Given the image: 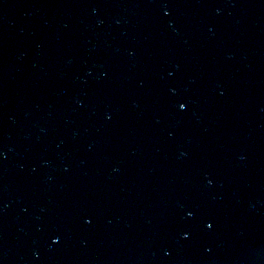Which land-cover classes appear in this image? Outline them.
Returning <instances> with one entry per match:
<instances>
[{
	"label": "water",
	"instance_id": "1",
	"mask_svg": "<svg viewBox=\"0 0 264 264\" xmlns=\"http://www.w3.org/2000/svg\"><path fill=\"white\" fill-rule=\"evenodd\" d=\"M0 264H264V0H0Z\"/></svg>",
	"mask_w": 264,
	"mask_h": 264
},
{
	"label": "snow or ice",
	"instance_id": "2",
	"mask_svg": "<svg viewBox=\"0 0 264 264\" xmlns=\"http://www.w3.org/2000/svg\"><path fill=\"white\" fill-rule=\"evenodd\" d=\"M165 15H168V13L165 12ZM186 108H187V105L184 104L183 102H181V103L178 104V109H179V110L183 111V110H186ZM209 183H211V181H209ZM187 216H188L189 218H191V217L193 216V213H192L191 211H189V212L187 213ZM86 222H87V221H86ZM206 227H207L209 230H211V228L213 227V225H212L211 223H207V224H206ZM183 238L187 239V238H188V237H187V234H186ZM52 242H53V243H56L57 241L53 240Z\"/></svg>",
	"mask_w": 264,
	"mask_h": 264
}]
</instances>
